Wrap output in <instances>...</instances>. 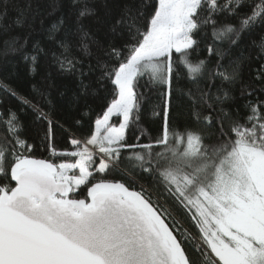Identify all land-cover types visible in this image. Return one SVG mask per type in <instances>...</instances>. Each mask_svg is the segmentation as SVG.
<instances>
[{
  "label": "snow or ice",
  "instance_id": "6c2138e0",
  "mask_svg": "<svg viewBox=\"0 0 264 264\" xmlns=\"http://www.w3.org/2000/svg\"><path fill=\"white\" fill-rule=\"evenodd\" d=\"M54 11L0 0V92L18 104L0 98V264H264V0H68L46 28ZM42 60L75 81L78 118L53 119L50 74L31 99L12 86ZM145 76L163 123L130 143Z\"/></svg>",
  "mask_w": 264,
  "mask_h": 264
},
{
  "label": "trees",
  "instance_id": "16d2710c",
  "mask_svg": "<svg viewBox=\"0 0 264 264\" xmlns=\"http://www.w3.org/2000/svg\"><path fill=\"white\" fill-rule=\"evenodd\" d=\"M42 3H51L55 6V11L52 15L45 19V27H50L53 23H56L62 14H65L68 11V0H41ZM46 11H52V9H46ZM86 24H90L94 27L93 22L85 21ZM247 39H251V37H246ZM205 45L202 44L201 48H204ZM5 49L2 44H0V60L4 58ZM11 56V53H8ZM207 53L199 52L193 53L191 59L193 62L198 60L206 59ZM214 65V60L212 64H209V67ZM50 74L49 83L53 84V87L50 90V95L48 97L52 102L53 108V119L59 120L63 122L64 120L71 121L72 119L78 118L77 111L78 108L74 104L73 95L78 92V88L76 86L75 81L70 76H60L57 73L55 68H51L47 66V62L42 60L41 67L35 73H29L23 68H20L14 79L12 81V86L16 88L17 93L20 97H28L31 99V84L37 82H43L45 76ZM190 85L186 82L184 78H182L180 83L174 84V98H173V109L172 116L174 117L172 124L175 126L177 122H183L187 119V109L186 107H182L181 109H177V104L186 105V100L181 101L176 99V97L182 96L183 92L187 91V88ZM152 88V91L149 92L148 89ZM138 91L144 92L146 99L143 102V112L141 117V122L139 125H133V127L128 132V138L130 143H135L136 138L141 135V131H144L145 137L144 140L140 141L141 143L147 142L151 137H157L160 134V129L163 123L162 116V100L160 99L159 93L161 91L159 86H153L147 83V76L140 79L138 81ZM0 98H4L6 100V107L11 106L13 108H17V101L13 98L4 97L3 93L0 92ZM89 104L93 106V108H97L99 104L102 102L100 100L89 99ZM83 103V101H81ZM2 110V109H0ZM47 111V109H46ZM158 114V115H156ZM6 119V117H5ZM22 120H27L31 124V115L30 113L25 111L21 115ZM86 126V125H85ZM32 134H35V131L38 125L31 124ZM57 138L59 139L62 135L60 129H56ZM2 126H0V137H2ZM31 142V141H30ZM58 148L63 147V141L57 145ZM156 151H162V149H156ZM38 158H48V153L37 152ZM114 178L123 179L125 183H130V181L123 176L121 172H114ZM111 178V177H110ZM143 183V181L136 178V188L139 189V185Z\"/></svg>",
  "mask_w": 264,
  "mask_h": 264
},
{
  "label": "built area",
  "instance_id": "2783aa9c",
  "mask_svg": "<svg viewBox=\"0 0 264 264\" xmlns=\"http://www.w3.org/2000/svg\"><path fill=\"white\" fill-rule=\"evenodd\" d=\"M138 190V189H137Z\"/></svg>",
  "mask_w": 264,
  "mask_h": 264
}]
</instances>
